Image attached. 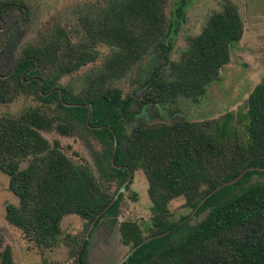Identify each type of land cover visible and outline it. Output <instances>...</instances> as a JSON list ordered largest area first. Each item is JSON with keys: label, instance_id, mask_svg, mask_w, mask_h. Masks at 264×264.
I'll use <instances>...</instances> for the list:
<instances>
[{"label": "trees", "instance_id": "obj_1", "mask_svg": "<svg viewBox=\"0 0 264 264\" xmlns=\"http://www.w3.org/2000/svg\"><path fill=\"white\" fill-rule=\"evenodd\" d=\"M169 1L78 2L21 45L9 71L0 73L1 104L18 94L38 102L18 115L0 116V172L17 198L6 205L5 218L40 253L66 242L76 264H87L88 240L78 255L83 236L72 242L63 237L62 220L74 214L85 221V233L103 220L118 224L120 241L129 248L120 264H264V74L236 114L133 123L134 102L197 101L243 36L239 10L226 0L172 59L173 29L183 14L178 7L171 18ZM14 7L28 13L23 0H6L0 1V16ZM11 27L0 24V47ZM152 53L162 62L134 101L118 83ZM83 68L78 89L61 83ZM54 130L78 132L101 179L107 177L114 189L103 186L86 159L69 156L58 139L42 134ZM135 171L145 176L151 201L144 227L133 219L118 221L121 190L129 189ZM176 198L192 218H203L189 225L191 213L173 222L169 204ZM0 264H15L1 235Z\"/></svg>", "mask_w": 264, "mask_h": 264}, {"label": "rangeland", "instance_id": "obj_2", "mask_svg": "<svg viewBox=\"0 0 264 264\" xmlns=\"http://www.w3.org/2000/svg\"><path fill=\"white\" fill-rule=\"evenodd\" d=\"M6 1V0H0ZM10 1V0H8ZM18 1V0H15ZM28 7L25 15L24 9L17 7L5 10L0 16V24L4 30L11 27L8 40L0 47V73L9 71L16 58L17 50L23 44L31 41L38 30L52 22L57 16L69 9L72 5L87 0H23ZM226 0H170L167 5L168 14L174 18L173 13L180 7L182 16L173 29V51L168 54L172 59L178 57L179 51L185 47L186 38L199 32L207 16L221 8ZM234 3L243 19L244 32L242 38L230 46V62L220 69L218 79L210 82L197 101L181 98L174 104L163 106L131 104L134 112L133 123H149L169 121L184 116L191 120L219 119L227 112L237 113L243 111L245 101L264 74V0H230ZM102 53L107 52L105 46L100 47ZM162 60L157 53L149 54L141 61L126 79L118 85L124 94L131 95L134 101L139 99L143 92L142 84L148 78L152 69L161 64ZM87 68H83L61 79L62 84H72L78 89L81 84V75ZM38 102L32 95L18 94L11 102L0 103V116L18 115L29 106ZM53 108V106H52ZM42 134L53 141L58 139L63 150L72 157L76 152L86 159L94 168L96 176L100 178L104 187L111 190L115 185L107 177L104 179L98 174L88 146L78 132L62 135L57 131ZM96 149L98 143L92 141ZM77 158V157H76ZM101 162L104 161L100 159ZM264 179V174L260 177ZM124 193L121 202V214L118 221L133 219L143 227L147 224L150 215L151 201L147 192V182L141 171H135L128 190ZM136 194V198H134ZM8 203H17V198L8 189V176L0 172V235L3 245L11 248L15 264H76L75 257L70 254V246L66 242L57 247L40 253L27 242L19 229L11 225L5 218V207ZM172 212V221L179 222L188 217L192 210L184 205L181 198L173 199L169 204ZM192 215V214H191ZM193 216V215H192ZM188 221L193 225L203 218L204 213L194 216ZM101 222L95 228L84 232V223L77 215H67L63 218L61 226L63 237L68 242L80 239L82 236L88 240L85 261L87 264H119L129 253V248L122 244L118 231V224L109 221ZM145 235L149 232L144 231Z\"/></svg>", "mask_w": 264, "mask_h": 264}, {"label": "water", "instance_id": "obj_3", "mask_svg": "<svg viewBox=\"0 0 264 264\" xmlns=\"http://www.w3.org/2000/svg\"><path fill=\"white\" fill-rule=\"evenodd\" d=\"M247 170H248V169H247ZM240 177H241V175H239L238 177H236L235 179H233V180L230 181V182H225V183L221 184L217 189H219V188L225 186V185L228 184V183H233V182H235V181L238 180ZM192 215H193V213H192ZM192 215H190V217H191ZM89 230H90V229H89ZM85 240H86V239H84L83 242H82V244H81V247H80V249H79V251H78V255L80 254V252H81V250H82V248H83V246H84V242H85ZM125 258H126V257H125ZM119 264H120V263H119Z\"/></svg>", "mask_w": 264, "mask_h": 264}]
</instances>
